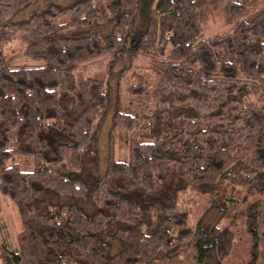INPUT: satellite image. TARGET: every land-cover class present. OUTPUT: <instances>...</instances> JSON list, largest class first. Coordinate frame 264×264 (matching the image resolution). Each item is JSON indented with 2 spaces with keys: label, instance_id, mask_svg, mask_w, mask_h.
Returning <instances> with one entry per match:
<instances>
[{
  "label": "trees",
  "instance_id": "trees-1",
  "mask_svg": "<svg viewBox=\"0 0 264 264\" xmlns=\"http://www.w3.org/2000/svg\"><path fill=\"white\" fill-rule=\"evenodd\" d=\"M140 3L0 0V196L20 226L12 247L0 203V264H147L183 244L198 263L223 264L229 198L211 199L191 227L180 196L223 183L247 189L250 260L264 259V0H154L137 29ZM18 31L39 65L6 63L1 47ZM102 55L123 59L119 78L153 109L115 106L102 179L87 186L79 174L107 81L73 73ZM136 192L158 202L126 196Z\"/></svg>",
  "mask_w": 264,
  "mask_h": 264
},
{
  "label": "rangeland",
  "instance_id": "rangeland-1",
  "mask_svg": "<svg viewBox=\"0 0 264 264\" xmlns=\"http://www.w3.org/2000/svg\"><path fill=\"white\" fill-rule=\"evenodd\" d=\"M153 3L154 0H151V2L150 0H142V3L138 5L140 10H137L138 13L136 15L135 23L137 29H142L145 26L147 8L153 6ZM218 19L220 18H217V20ZM212 30L221 32L220 29L217 28H212ZM78 32V30L71 29L69 34L79 35ZM27 38L28 34L25 31H18L1 47L2 54L9 67L24 68L34 67L40 64L37 61L24 57L23 52L26 47ZM123 66L124 63L122 58L118 56L110 58L108 55H102L85 61L73 73L76 81H82L88 77L103 78L107 81V107L102 119L99 121L95 129L93 145L91 150L87 152L84 157L83 169L79 174V178H81L87 186H92L102 179L105 170V158L108 153L107 134L112 123V113L115 106L119 104L121 108L129 109L132 112L150 113L153 109L152 105L149 104L140 105L129 94L127 90L128 85L126 86L125 80L119 78V72ZM143 75L147 84L152 86L155 82V76L147 69H144ZM113 156L117 160H124L126 157V150L120 149L116 145ZM220 187V190L213 189L210 193L196 194L192 197V194L190 193L180 195L185 200L188 199L190 207L187 218L188 224L191 227L195 225L197 218L211 199L225 202V198H229L226 203H228L227 205H229L230 209L235 210L234 217H236V219L229 226L232 238L230 241L229 252L227 256L223 258V264H252L250 260L252 239L246 228V214L244 213V207L240 206L243 203L241 201L242 195L247 192V189L232 187L227 183H223ZM126 196L138 201H147V198H149L151 201L158 202L156 197H149L141 192L129 193L128 195L126 194ZM58 199L61 202L70 200L64 197ZM0 203L2 211L1 217L6 225L8 242L12 247H16V235L20 228L17 210L12 202H10L5 196H0ZM81 203L84 207H88L86 200H83ZM147 264H213V259L212 257H207L205 260L198 263L196 260V253L192 247L183 244L180 245L174 253L152 260ZM253 264H264V259L261 257L256 260V263L253 262Z\"/></svg>",
  "mask_w": 264,
  "mask_h": 264
}]
</instances>
